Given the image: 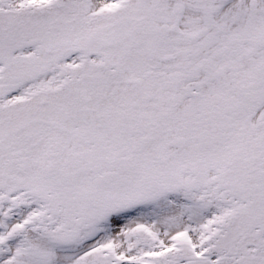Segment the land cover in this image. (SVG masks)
<instances>
[{
    "label": "snow or ice",
    "instance_id": "1",
    "mask_svg": "<svg viewBox=\"0 0 264 264\" xmlns=\"http://www.w3.org/2000/svg\"><path fill=\"white\" fill-rule=\"evenodd\" d=\"M0 264H264V0H0Z\"/></svg>",
    "mask_w": 264,
    "mask_h": 264
}]
</instances>
